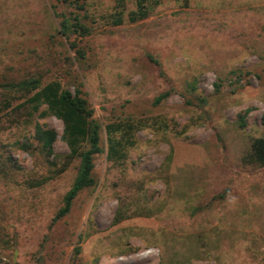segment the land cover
<instances>
[{
    "label": "rangeland",
    "instance_id": "rangeland-1",
    "mask_svg": "<svg viewBox=\"0 0 264 264\" xmlns=\"http://www.w3.org/2000/svg\"><path fill=\"white\" fill-rule=\"evenodd\" d=\"M33 78L80 86L105 149L57 220L80 158L63 120L27 102ZM119 121L137 130L110 160ZM36 123L57 131L52 153ZM259 136L264 0H0V264H264Z\"/></svg>",
    "mask_w": 264,
    "mask_h": 264
},
{
    "label": "trees",
    "instance_id": "trees-1",
    "mask_svg": "<svg viewBox=\"0 0 264 264\" xmlns=\"http://www.w3.org/2000/svg\"><path fill=\"white\" fill-rule=\"evenodd\" d=\"M82 8V5H79ZM138 11L130 13V19L145 18L149 8H146L142 2L138 3ZM119 16L115 22L120 23ZM61 31L67 33L70 27L82 33H88L90 28L85 23L75 21L71 23L68 18H63L60 22ZM73 46L75 45L72 43ZM21 89H25L32 94L27 98V102L31 103L33 108L37 109L41 104H46L47 108L57 117L61 118L64 123V132L62 137L67 141L70 148V156L80 158V168L78 174L64 195V204L55 216V220L66 215L72 207V203L79 192L87 187L95 184L93 177L95 153L104 152L101 144L100 123L94 119V110L89 105L83 89L78 86L74 91L65 88L60 81L52 80L45 84L40 79L33 78L22 80L19 83ZM170 91H166L158 95L155 99L160 102L168 96ZM36 138L42 143L49 153L53 152V143L58 133L54 129L43 128L40 123H36ZM108 133L107 158L110 160H120L126 157L127 145H132V137L137 127L132 121L113 122L106 125ZM123 130L129 133L128 142H122ZM121 133V137H117V133ZM252 158L264 165V136L254 138L252 142ZM118 221V217H116ZM80 248H77L79 250Z\"/></svg>",
    "mask_w": 264,
    "mask_h": 264
}]
</instances>
